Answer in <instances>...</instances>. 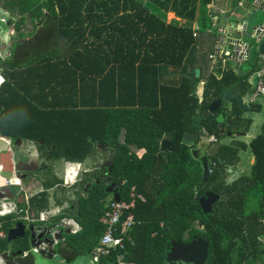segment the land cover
Instances as JSON below:
<instances>
[{
	"label": "trees",
	"instance_id": "obj_1",
	"mask_svg": "<svg viewBox=\"0 0 264 264\" xmlns=\"http://www.w3.org/2000/svg\"><path fill=\"white\" fill-rule=\"evenodd\" d=\"M211 0H4L3 8L40 22L47 34L35 33L27 46L35 50L25 63L10 57L0 60V136L33 143L39 155L56 161L84 162L94 159L95 143L107 149L118 145L110 171L99 168L118 187L127 207L124 218L134 225L131 241L99 260L102 264H185L166 262L171 241L188 242L199 236L208 242L205 264H264V119L250 142H221L224 132L245 135L252 123L245 112H259L260 105L245 104L249 78L260 66L249 55L240 67H210L197 60L194 34L211 29ZM44 10L47 15L44 14ZM184 19L167 21V13ZM192 22L197 27H192ZM15 29L18 30L17 23ZM67 41L65 56L42 53L57 43V34ZM193 56V57H192ZM217 63V62H216ZM243 64L246 71L242 72ZM195 69L199 70L196 76ZM240 94L222 101L209 113L212 99L240 81ZM202 83L201 99L197 88ZM224 111L229 120L218 122ZM12 112L14 118L6 120ZM184 132L193 133L192 146L181 143ZM208 169L203 177L202 157L197 148L203 138ZM166 139L170 149L160 150ZM42 142V143H40ZM44 146H47L45 151ZM249 149L253 162L248 174L228 179L225 174ZM197 152L194 158L192 151ZM48 168V167H46ZM49 171V170H47ZM60 182L43 179V190L33 195L30 208L48 207L47 189ZM206 191L219 199L204 214L199 198ZM111 194L102 183L79 197L77 213L64 215L80 226L64 234L57 251L66 263L90 255L104 225V202ZM112 196V195H111ZM61 215L55 218L59 220ZM18 221L11 214L2 218L7 231ZM6 239L0 241L5 250ZM27 246L12 241V248Z\"/></svg>",
	"mask_w": 264,
	"mask_h": 264
},
{
	"label": "crops",
	"instance_id": "obj_2",
	"mask_svg": "<svg viewBox=\"0 0 264 264\" xmlns=\"http://www.w3.org/2000/svg\"><path fill=\"white\" fill-rule=\"evenodd\" d=\"M1 7L3 8V6ZM3 9L7 13L8 19H5L6 22L3 23L4 27L0 28V60L9 58L10 50L11 48H13L15 50L14 56L17 62L25 63L26 60L29 57L33 56L35 53L34 49L29 48L27 46L28 42L31 41L32 36L35 33H38L39 31L42 34L48 33L45 27L46 25H44V22L46 20L44 18H41L39 22L35 19H32L30 15L27 14L23 17V20L21 21L19 14L15 16L13 14L14 11L10 12L9 10L5 8ZM208 12H209V15L211 17V22H212L211 29H209L205 33L194 35L197 38V44L195 46V49L193 50V54L195 56V59L199 61L200 59H202V61H204L205 63H208L210 67L212 68L218 65L219 59L221 60L219 55H217L218 50L220 49L225 50V49L233 48L231 45H228L227 43H220L219 40L222 39V36L225 34V32H227L230 29H234L235 38L242 39V41L245 43L246 41L244 40V38L240 36V25H243L246 20H248L249 23H252V24L260 23L261 21H264V0H211V3L208 5ZM44 14L47 15V12L45 10H44ZM167 15L169 16V17L167 16V21H170L171 19H176L180 24L185 23L184 19L175 17L172 12H168ZM16 23L19 27L18 30H16L14 27ZM192 27L196 28L197 23L192 22ZM219 35L221 36L218 40ZM56 37H57V43L53 46L51 45L49 47H44L41 51L42 53L46 52V54H52V55L58 54L61 56H65L68 54L67 48H66L67 40L63 38L62 36H60L59 33L57 34ZM212 54H214L215 56L213 58H209V56ZM252 57L255 58L256 65L260 66L261 67L260 69H262L264 67V56L259 57L257 56L256 52H254ZM242 63L237 64L233 62L232 60H228L225 62L221 61L220 66L221 68L228 66L230 68H233V69L235 68L237 70ZM254 80H255V77L254 75H252L249 78V84L251 88L253 86L252 82ZM2 81H3V77L0 72V83ZM199 90L202 92V83L200 84V88H197V92ZM0 139L5 140L6 142L9 140V138L3 137V136H0ZM61 162L63 163L62 166L59 165ZM71 164L78 165L76 167L77 170L79 169V167L84 168L83 167L84 162L56 161L52 165L51 172H47L46 170L44 171V170L37 169L36 173H34L31 176V185H30L31 191L29 193H26L25 202H24L26 204L19 205V207L23 208V210H26V212L20 215H16L18 218V221L23 222V224L26 226V224H31L34 222H44V221L37 220L38 214L41 212H45V213L47 212L46 213L47 218H50L51 216H54L56 214L57 206H60L62 202L67 201V197H66L67 195L65 193L61 191H57L52 195V193L47 190L49 194L48 207L47 209H44L40 212H35L34 210L30 208L29 200L33 195L43 190V186L41 184V181L43 179L56 177L59 181L63 180L64 182H69L73 178V175L76 171L74 170V167L71 166ZM60 167H63L62 177H60L59 175ZM12 177L16 178L14 175ZM35 188L37 190L33 192ZM26 216L28 217V219H25ZM6 249L7 248H5V250ZM4 252L5 251H0V255L4 254ZM60 258L63 264L74 263L73 262L74 260L70 263H66L61 255H60ZM42 262L43 264H48L47 260L42 261ZM0 264H2L1 260H0Z\"/></svg>",
	"mask_w": 264,
	"mask_h": 264
},
{
	"label": "water",
	"instance_id": "obj_3",
	"mask_svg": "<svg viewBox=\"0 0 264 264\" xmlns=\"http://www.w3.org/2000/svg\"><path fill=\"white\" fill-rule=\"evenodd\" d=\"M251 26L248 30V26ZM221 35L218 36V40ZM240 36L242 38H248L253 41V44L245 42L247 46V52L245 60L248 59L249 55H253L256 52L257 56H264V21L260 23H249L248 20L245 21L243 25H240ZM228 37L233 45V49H238V45L243 42L242 39L235 38V30L230 29L222 36V38ZM233 58L236 56V53L232 54ZM196 76L199 75V70L195 69ZM245 82L242 80L236 84L235 87L226 91L223 95L222 100L212 99L207 107L209 113L217 111L222 101H227L232 95L240 94L243 91ZM230 114L228 112L219 113L216 116V121L223 122L226 120L228 123H231L229 120ZM209 140H213L211 137ZM195 142V136L193 133L184 132L181 137V143L187 146H192ZM203 141L198 142L197 148L199 149ZM96 147H99L102 150H105L106 147L103 144L95 143ZM118 145H115L107 155L105 161L100 165V168H106L107 171L111 170L115 154L117 152ZM170 149V143L168 140L163 139L160 141V150L164 151ZM194 158L197 157V152L192 151ZM6 153H0V177L4 180L11 179L13 176V168L11 162H9V167L6 169V164L1 162V156ZM8 155V154H6ZM203 163V177L207 174L208 164L206 157H202ZM38 166L32 162L31 167L24 169L29 172L36 171ZM23 176H17V180L24 178ZM107 193H110L113 197V200L118 202L120 200L118 194V187L115 182H111L109 187L105 189ZM15 194L11 193L9 186L5 185L0 187V199L3 197L13 199ZM22 196V195H20ZM219 199V196L216 193L206 191L203 196L199 198V205L204 214L210 213L212 210V205ZM61 224V223H60ZM59 224L52 225H43L40 227H35L34 225L25 226L23 222L17 221L13 227H10L6 231V241H19L26 240L27 246L20 248H11L7 249L4 252L5 259L10 261L11 264H43L42 261L51 259L54 255L60 253L57 251V242L61 240V230H57ZM67 234L70 233L68 229ZM56 246V247H55ZM168 253L166 255V262H182L185 264H205L207 255H208V242L199 236H194L190 241L184 243L181 241H171L168 245ZM101 264V263H98Z\"/></svg>",
	"mask_w": 264,
	"mask_h": 264
},
{
	"label": "flooded vegetation",
	"instance_id": "obj_4",
	"mask_svg": "<svg viewBox=\"0 0 264 264\" xmlns=\"http://www.w3.org/2000/svg\"><path fill=\"white\" fill-rule=\"evenodd\" d=\"M225 112L226 111H224V113ZM224 133H226L230 137H233L234 135L238 134V133H233L231 135L230 132H224ZM25 142L27 141H22L20 139H16L12 141L11 139H9L7 141L8 148H4L0 150V153L8 154V155L4 154L1 156V162L6 164V169L9 167V162H11V166L13 168L12 172L15 177L25 175L24 178L19 180L20 182L18 187H15L14 184H10V183L7 184L6 182L1 184L0 187L8 185L10 192L15 194V196L13 199L3 197L0 200H3L5 202L11 201L16 206L17 209H21V210L23 208L19 207V205L26 204L24 203L26 193H29L31 191L30 189L31 176L37 171L36 170L33 172H29L24 169L31 167V163L34 162L36 165H38V169L44 171L49 170L47 172H51L53 165L51 164L48 155L46 154L43 156L39 155V152L33 143L32 144L34 146V152L33 153L28 152L27 148H25ZM44 149L46 151L47 146H44ZM96 150L103 156V159L101 160V162H103L107 158V155L111 149L106 148L105 150H102L99 147H96ZM201 157H205V156L201 155ZM100 165L101 163H98L96 167L94 166L91 168L79 167V169L74 173L73 178L69 182H64L63 180H61L60 182L54 184L53 186L47 189L49 192L52 193V195L55 192H57V190H60L65 194H69V196L67 197V201L62 202L60 206H57L56 214L54 216L47 218V220L44 222H34L31 224L34 225L35 227H40L43 225L59 224L57 230L62 231L61 234L62 239L57 242L58 246L59 245H61V247L63 246L64 234H67L66 231L68 229L71 231V227L60 224L61 220L64 218H68V217H64V215H70V214L75 215L77 213V205H78L79 197L84 196L87 190L95 184H99L101 182L105 190L107 187H109V184L113 182L111 181L110 176L108 175L101 176L98 174V169L100 168ZM11 214L18 215L15 213H11ZM59 215H61V218L59 220H55V218L58 217ZM31 224H26V226H29ZM11 248L12 247L10 248L7 247V249H11ZM0 259L2 261V264H11L10 261L5 259L4 254L0 255Z\"/></svg>",
	"mask_w": 264,
	"mask_h": 264
},
{
	"label": "built area",
	"instance_id": "obj_5",
	"mask_svg": "<svg viewBox=\"0 0 264 264\" xmlns=\"http://www.w3.org/2000/svg\"><path fill=\"white\" fill-rule=\"evenodd\" d=\"M0 22L5 23L6 20L4 18H0ZM219 41L220 43H227L233 47L230 38L228 37L222 38ZM238 47V49H220L217 51V55H219L222 62L232 60L233 62L240 64L245 61L247 46L244 42H241ZM233 53H236L234 58L232 56ZM214 56L215 55L212 54L209 56V58H213ZM254 77L255 80L252 82V88L242 98L245 104L254 103L258 96H264V67L258 70L254 74ZM197 95L199 99H201L200 90L197 92ZM208 171H211V169H208ZM5 182L9 184L10 179L5 180ZM104 206L105 211L101 216L104 230L97 245L92 249L90 254L92 260L95 261L96 264L101 263L99 259L103 256L110 255L112 250H122L125 248V241H131V237L128 233L134 225V221L132 220L131 216L124 218V210L127 207L125 200L120 199L118 202H116L113 200V197L110 196L106 198ZM25 212L26 210L17 209L11 201L5 202L0 200V241L6 238V231L2 228V218L11 213L20 215L21 213ZM46 213H39L37 220L45 221L47 219ZM25 219H28V217L26 216ZM61 224L71 227V233H75L80 230V226L71 218L62 219Z\"/></svg>",
	"mask_w": 264,
	"mask_h": 264
},
{
	"label": "rangeland",
	"instance_id": "obj_6",
	"mask_svg": "<svg viewBox=\"0 0 264 264\" xmlns=\"http://www.w3.org/2000/svg\"><path fill=\"white\" fill-rule=\"evenodd\" d=\"M4 0H0V18H4V19H8V15L7 13L4 11V9L1 7L2 6V3H3ZM14 10V15L17 16L18 14V7L17 6H14L13 8ZM168 16V15H167ZM169 17V16H168ZM1 27H4V24L2 22H0V28ZM250 25L248 26V30L250 29ZM244 40L250 44H253V41L252 40H249L248 38H244ZM235 69V68H234ZM247 67L245 64H243L242 66V72L243 71H246ZM236 70V69H235ZM198 88H200V85L198 86ZM249 92V91H248ZM255 104H259L260 105V111L259 112H245L242 117L243 118H250L252 120V123L250 125V128L248 130V132L245 134V135H241V134H236L234 135L233 137H230V136H222L221 138V142L223 143H229L232 139L234 140H237V141H244L245 143H248L250 142V140L255 137L259 131H260V126H261V123L264 119V96L261 95V96H258L254 102ZM201 141L204 142V145L206 146L208 143H209V139H206V138H203ZM4 148H8V144L5 140L3 139H0V149H4ZM25 148H27L28 152H34V146L31 142H25ZM200 154L201 155H204L205 153V149L203 146L200 147ZM103 159V156L97 151L96 154H95V157L94 159H91V158H88L84 161V168H91V167H96L98 165V163H102L101 160ZM253 162V156L250 152L249 149H246V150H243V151H240L239 154H238V161L236 162V164L234 166H231L228 171H226V174L225 176L228 178V179H232V178H235V177H238L240 175H244V174H248L250 172V167H251V164ZM60 166L63 165V163L61 162L59 164ZM71 166L74 167V170L77 171V166L76 164H71ZM76 168V169H75ZM75 171V172H76ZM59 175L60 177L63 176V167H60L59 168ZM4 179L0 177V185L2 183H4ZM10 183L11 184H14L15 187H18L19 185V181L12 177L10 179ZM37 189L35 188L33 190L36 191ZM57 191H60V190H57ZM68 197L69 194H66ZM111 195L107 196V197H110ZM26 223V222H25ZM262 241H264V236L262 237ZM5 248H10L12 246V242H8V244H5L4 243ZM48 264H63L61 258H60V255L56 254L54 255L51 259H48L47 260ZM74 263L72 264H96L95 261L92 260L91 256L90 255H79L77 256L74 261Z\"/></svg>",
	"mask_w": 264,
	"mask_h": 264
},
{
	"label": "clouds",
	"instance_id": "obj_7",
	"mask_svg": "<svg viewBox=\"0 0 264 264\" xmlns=\"http://www.w3.org/2000/svg\"><path fill=\"white\" fill-rule=\"evenodd\" d=\"M6 120H12L14 118V114L12 112L6 114L4 117ZM1 260V259H0Z\"/></svg>",
	"mask_w": 264,
	"mask_h": 264
}]
</instances>
